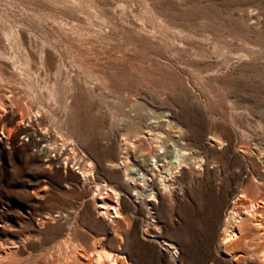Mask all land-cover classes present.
<instances>
[{
	"label": "rangeland",
	"instance_id": "rangeland-1",
	"mask_svg": "<svg viewBox=\"0 0 264 264\" xmlns=\"http://www.w3.org/2000/svg\"><path fill=\"white\" fill-rule=\"evenodd\" d=\"M0 133V264H96L102 250L125 264L123 244L136 258V233L164 228L203 239L207 258L218 214L222 235L229 212L264 203V0H0ZM60 143L90 177L59 163ZM163 144L184 155L161 163L166 188L148 170V224L114 165L148 168ZM96 182L121 194L113 223Z\"/></svg>",
	"mask_w": 264,
	"mask_h": 264
},
{
	"label": "crops",
	"instance_id": "crops-1",
	"mask_svg": "<svg viewBox=\"0 0 264 264\" xmlns=\"http://www.w3.org/2000/svg\"><path fill=\"white\" fill-rule=\"evenodd\" d=\"M165 223L164 220H158L160 227L166 225ZM246 223L241 226L243 228L236 241L233 240L221 247V220L218 214L214 234L208 240L207 258L203 239L173 235L168 233L166 228L148 238L136 233V258L128 255L124 244L119 248L118 254L125 255V264H216V261H223V264H261V254L264 252L263 239ZM83 231L90 239L95 237L91 230L84 228ZM125 237L124 235L123 243Z\"/></svg>",
	"mask_w": 264,
	"mask_h": 264
},
{
	"label": "built area",
	"instance_id": "built-area-1",
	"mask_svg": "<svg viewBox=\"0 0 264 264\" xmlns=\"http://www.w3.org/2000/svg\"><path fill=\"white\" fill-rule=\"evenodd\" d=\"M0 135L2 137L4 136L2 133H0ZM19 138L21 142L23 141L25 142L28 139L27 137L25 138L22 135H20ZM46 144L47 143H40L35 151L39 153L46 152L45 151ZM55 154L57 156L59 163L65 166L66 161L65 159H63V157L65 156L64 155L62 156L63 152L61 151V149H59V151L57 152L55 151ZM174 154L175 151H173V149H170L168 146L163 144L161 146L156 147L152 152V154L150 155V166L148 165L149 166L148 168L141 167L140 165L136 164V160H134L135 162L133 163V167L130 169V173L134 183L133 187H135V189H140L141 191L140 196H138L137 194L133 193V191H131V195L133 196L132 200L135 203L140 201L144 205L145 211H148V215H147L148 224L156 223V217L155 214L153 213V205L156 203V198L158 196L157 188L154 187L152 183V179L150 177L151 176V173L149 172L151 171L150 168H152L153 171H156L154 164H156L157 167H160L161 163L165 162V158H166L165 156L169 158L170 156L171 157L175 156ZM171 159L173 160V158ZM71 167L72 170H74L78 175H80L78 171L77 163L76 164L72 163ZM99 183L100 186L98 187L95 186V183L91 184V186L89 187V194L94 201L95 212L98 215H100L107 223H110L111 219L115 218L116 216L114 213V209L117 212H120L121 194L119 193V191H116L118 192L117 194H113L109 192L108 185H106L107 183L105 182H99ZM107 205L108 207H106ZM226 218H224V220L227 222L228 220ZM226 224L228 225L227 228L229 229L230 226H232L231 225L232 220L228 221Z\"/></svg>",
	"mask_w": 264,
	"mask_h": 264
},
{
	"label": "bare ground",
	"instance_id": "bare-ground-1",
	"mask_svg": "<svg viewBox=\"0 0 264 264\" xmlns=\"http://www.w3.org/2000/svg\"><path fill=\"white\" fill-rule=\"evenodd\" d=\"M56 144V143H55ZM63 144H65V143H60L59 144V147H57L56 145L55 146H51V148L50 149H52L53 147H57V148H59V149H63L62 147L64 146L65 147V145H63ZM69 145H70V143H68ZM72 144V143H71ZM66 145H67V143H66ZM134 145V144H133ZM72 146V145H71ZM75 147V146H74ZM65 148H67V147H65ZM52 151H53V149H52ZM56 152L57 151H59V150H55ZM54 151V152H55ZM59 153V152H58ZM61 153V152H60ZM77 153V152H76ZM75 153V151H74V148H73V146L72 147H69V148H67V151H65V153L64 154H68L67 156L65 155V157H63V159H69V162H70V160L71 161H73L72 163L73 164H76L77 163V165H78V171H79V176H81V178H83V179H86L87 177H90V172H91V167H90V162L89 161H84L82 158H79L78 157V155ZM184 152H180V153H177L176 151H175V156H173V157H169V158H167V156H165L166 158H165V162L168 164H170V165H172V167H171V169L173 170V169H178V167H179V165H180V163L178 162L179 161V158H180V160H181V156H182V154H183ZM63 155V154H62ZM184 155V154H183ZM85 156V155H84ZM171 158H173V160L171 159ZM65 160V161H66ZM50 161V160H49ZM128 159H127V156H121V158H120V162H118V163H116L114 166H116L117 165V167H118V164H125L126 165V167H125V169H124V176H125V178H126V180H128V182L129 183H133V179H132V176H131V173H130V169L133 167V165H128L127 166V164H129L128 163ZM145 161V160H144ZM142 162H143V160H142ZM178 162V163H177ZM93 165V164H92ZM147 165H149L150 166V157L147 159ZM164 165V164H163ZM93 167V166H92ZM154 167H155V169H156V171H158V176H159V183L161 184V186H163V188H166L167 187V185L168 184H166L165 182H167V180L164 178L165 177V174H164V172H161V170L162 169H160L159 167H157L156 166V164H154ZM168 169H170V168H168ZM168 169H166L165 171L166 172H168ZM93 170V169H92ZM150 170H151V172H153V169L152 168H150ZM163 171V170H162ZM172 172V171H171ZM170 171L168 172L169 174L171 173ZM163 174V175H162ZM168 174V175H169ZM93 175V174H92ZM91 175V176H92ZM171 175V174H170ZM173 175H174V173H173ZM94 176V175H93ZM94 178V177H93ZM132 179V180H131ZM84 181V180H83ZM97 183V182H96ZM106 185H108V184H106ZM95 186H100V183H97ZM114 188V187H113ZM113 188H111L110 186H108V189H109V192H111V193H113V194H117L118 192H116L117 190L116 189H113ZM132 190H135V187H132L131 188ZM166 190V189H165ZM163 191V190H162ZM170 191V190H169ZM136 193L135 194H137L138 196H140L141 195V191L140 190H137V191H135ZM165 192V191H164ZM166 192H167V190H166ZM237 201V200H236ZM261 204L263 205L264 203L263 202H261ZM262 205H260L259 203H249V204H247L245 207L246 208H244L245 210H242L241 211V216H239L238 214H236V212H229V214H228V218H227V220L228 221H230V220H232V226H230V228L228 229L227 227V224H225L224 225V228H223V234H222V239H221V247H223V245L225 246L227 243H229V242H231V241H233V240H235V238L238 236V234H239V232H240V230H242L241 228H243V227H241V226H243L244 224V222L246 223V222H251V223H253V220L255 219V220H258L259 222H255V223H253L252 225H253V227L254 228H256V229H260L262 226H264V219H263V217H261L262 215H261V213H259L258 211H256V209L258 208V207H262ZM106 207H108V205L106 206ZM263 208V207H262ZM264 209V208H263ZM232 211V210H231ZM252 212H254V214L252 213ZM114 213H115V218H113V219H111V223H113L114 221H115V219H117V217L119 218L120 217V212H117L115 209H114ZM234 215H237V218H235V216ZM243 215V216H242ZM260 217V218H259ZM230 219V220H229ZM250 224V223H249ZM246 225H247V223H246ZM247 227V226H246ZM263 229V228H262ZM148 232V231H147ZM245 232V231H244ZM240 237V236H239ZM237 240V239H236ZM235 240V241H236ZM159 241V240H158ZM167 245V244H166ZM165 245V246H166ZM228 245V244H227ZM171 246V245H170ZM169 247V246H168ZM172 247H174V246H172ZM171 247V248H172ZM173 249V248H172ZM171 249V250H172ZM173 252H175V251H173ZM177 252V251H176ZM114 253H112V252H108V251H97L95 254H94V263H96V264H98V263H106V264H120V263H118L115 259L116 258H114ZM116 256H117V254H116ZM119 256H120V254H119ZM261 261L262 262H264V252H262V254H261Z\"/></svg>",
	"mask_w": 264,
	"mask_h": 264
}]
</instances>
